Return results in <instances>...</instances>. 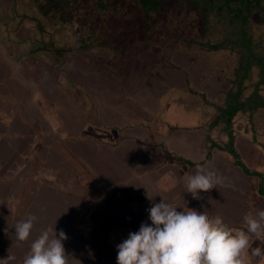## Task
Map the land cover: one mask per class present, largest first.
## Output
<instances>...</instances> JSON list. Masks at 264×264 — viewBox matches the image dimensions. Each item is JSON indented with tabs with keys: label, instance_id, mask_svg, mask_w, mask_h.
I'll return each instance as SVG.
<instances>
[{
	"label": "trees",
	"instance_id": "trees-1",
	"mask_svg": "<svg viewBox=\"0 0 264 264\" xmlns=\"http://www.w3.org/2000/svg\"><path fill=\"white\" fill-rule=\"evenodd\" d=\"M221 1L210 8L215 13L206 9L205 21L203 0H1L0 23L5 28L18 24V38L33 33L35 38L28 44H34L37 52L60 62L79 52L93 55L91 66L102 73L96 87L109 95L110 114H99L102 101L98 99L95 114L87 119L99 137L95 152L106 149L113 163L104 177L90 174L81 166H89V155L83 154L80 139L77 149L86 161L78 165L72 153L54 149L44 160L54 170L53 179L25 181L22 174L30 172L27 168L11 178L3 175L16 171H10L13 159H6L8 150L0 148V259L11 255L14 259L7 264H23L43 230L57 234L63 230L68 237L63 242L68 264H102L113 251L105 239L119 240L125 229L129 235L135 225L126 227L125 222H142L143 207L152 206L147 200L141 204L138 198L126 199L124 188L138 176H129L127 164L141 157L132 143L152 149L147 158L158 159L161 150L163 166L176 161L174 166L182 168L169 142L183 127L213 128L214 136L205 140L207 161L220 150L234 158L244 175L262 177L255 173L256 167L243 163L235 139L255 144V157H264V0ZM20 39L15 43L24 41ZM127 112L136 115L128 117ZM149 124L164 127L161 141L158 136L138 135L135 125L149 130ZM182 162L189 171L172 177L166 190L181 179L185 185L186 177L196 173L198 165ZM29 163L39 171L36 162ZM159 168L147 159L144 172L152 174ZM105 179L109 181L103 191ZM29 215L37 217L31 235L25 242L17 241L13 226Z\"/></svg>",
	"mask_w": 264,
	"mask_h": 264
},
{
	"label": "crops",
	"instance_id": "crops-1",
	"mask_svg": "<svg viewBox=\"0 0 264 264\" xmlns=\"http://www.w3.org/2000/svg\"><path fill=\"white\" fill-rule=\"evenodd\" d=\"M1 3L0 0V5ZM5 25L0 23V44L7 45L5 47H8L10 56L3 55V52L0 51V68H3L0 69V85L3 84L0 86V148L8 150L9 155L6 159H13L10 162V171L16 172L11 175H3L11 178L19 172V169L27 168L30 172L22 174L25 175V181L53 179L54 170L49 162L46 167L45 158L48 161L51 153H54V149L63 152L67 150L72 153V158L79 165L86 161L85 155L79 153L77 149L81 139L80 142L85 150L83 154L89 155V166L85 164L81 166L87 171L89 170L90 174L94 173L96 176L104 177L108 174L113 159L106 156L104 151L107 150H103L101 147L95 152L94 145L99 137L96 127L90 124L91 122L87 118L95 114L93 108L97 105L98 99L102 101L101 110H97L99 114L102 117L110 114V111L107 110L110 97L101 92L102 88L96 87V84L100 82L98 77L102 73H98L91 66L93 55L83 56L79 52L75 58L67 57V60L60 62L44 51L37 52L34 44H28L29 39L35 38L31 32L24 34L22 37L24 41L21 43L16 44L15 40L10 42L8 35L13 26L9 23L8 28H5ZM16 67L18 70L26 68L24 70L26 73L19 76L13 70ZM45 81L50 86L48 89L44 86ZM39 89L40 92H38ZM73 92H79V96L74 97ZM85 94H89V99H84ZM38 96L40 99L37 98ZM56 97L63 103L59 101L58 104L54 101ZM134 100L138 102V98ZM122 108L124 109L123 106ZM158 112L161 114L160 109ZM126 115L128 117L135 116L136 113L127 112ZM135 127L138 135L146 134L151 139L158 136V141L163 139V126L149 124V130L142 126L135 125ZM183 128L185 129L173 133L169 142L174 154H179L177 161L179 160L178 163L184 165L182 168L174 166L176 161L163 166L161 150H158V159L147 158L152 155V149L147 151L138 144L132 143L133 150L141 157H135L131 164H127L129 176H138L136 182H130L124 188L126 199L130 201L128 197H135L141 204L146 200L159 203L163 196L167 202L174 206L179 205L201 213L206 212L212 217L220 216L231 228L243 229L245 227L243 217L246 214H255L257 210H264V173H261L264 172V157H255L256 154L253 151L256 148L255 144L240 142L239 138L235 139V146L243 163L247 167L250 165L256 167L255 173L262 175V177L256 176L255 178L246 176L241 168L235 167L234 158L220 150L214 151L212 159L207 161L206 148L209 145L208 140L215 134L213 128H209L208 125L201 130L200 128L192 130ZM136 129L131 130L135 131ZM216 135L220 136V132ZM206 138L207 141H205ZM222 140L225 141V138H218V141ZM217 143L220 144V142ZM181 145L185 148H181ZM80 148L82 149L81 146ZM147 159L148 162L153 160L156 165L159 164V170L152 174L144 172ZM182 159L196 165L201 164V168L205 170L214 171L219 177V183L207 192L201 191L198 199L186 192L184 179L180 180L184 186L179 181L178 184L176 182L174 185L172 184L170 190H166L169 181L173 180L172 177L180 173L185 175L189 171V167L182 162ZM31 160L36 162L37 168H39L38 172H35V166L29 163ZM41 162L43 165H40ZM8 163H5L6 166ZM258 167L261 172L256 171ZM75 168L74 165L72 170ZM64 170L77 174V172H71L65 168ZM182 170H186V172H182ZM108 181L105 179L102 186L103 191L107 189ZM148 193L154 198V201L149 200ZM183 207H178L177 210L184 211ZM143 208L144 210L139 214L144 219L142 222H138V219L125 222L127 223L126 227H130L131 222L132 225H135L134 232L139 231L141 224L147 222L148 216L145 214L147 208ZM127 238L123 236L119 240L113 239L110 242L105 239L113 251L103 260L102 264H117L115 255L118 251L117 245ZM253 240L254 242L249 244V251L251 252L253 248L264 251V239H262L263 242L259 241L258 243L259 239L251 236L250 241ZM249 264H264V260L252 256L249 259Z\"/></svg>",
	"mask_w": 264,
	"mask_h": 264
},
{
	"label": "clouds",
	"instance_id": "clouds-1",
	"mask_svg": "<svg viewBox=\"0 0 264 264\" xmlns=\"http://www.w3.org/2000/svg\"><path fill=\"white\" fill-rule=\"evenodd\" d=\"M195 174L186 177V192L198 199L201 191L207 192L219 183L214 171L199 165ZM159 203H152L147 210L151 224L142 223L139 231L117 245V264H249L250 237L264 239V210L243 217L245 227L233 229L220 216H209L183 206H174L163 196ZM148 198L154 201L148 193ZM183 207L184 211H178ZM35 215L17 222V241L29 239ZM68 237L63 230L58 234L43 230L30 246L23 264H68L64 241ZM253 257L264 260V251L251 250ZM14 259H0V264Z\"/></svg>",
	"mask_w": 264,
	"mask_h": 264
},
{
	"label": "rangeland",
	"instance_id": "rangeland-1",
	"mask_svg": "<svg viewBox=\"0 0 264 264\" xmlns=\"http://www.w3.org/2000/svg\"><path fill=\"white\" fill-rule=\"evenodd\" d=\"M220 2H222L221 0H220ZM217 4V0L216 1H212V4H210L209 3V0H203V7H202V10H201V16H204V14H205V17H204V19H205V21L209 18V17H206V15H207V11H206V9H208L209 8V10L210 11H212V13H215L216 11L215 10H213V9H210L211 7H213V5H216ZM244 7V6H243ZM251 9H253L252 7H251ZM208 10V11H209ZM257 9H254V11H252V12H255ZM243 11L244 12H246V8H243ZM258 11V10H257ZM256 11V12H257ZM240 17H241V15H239ZM222 17H224V16H221L220 17V19L222 18ZM168 18V17H167ZM208 26H209V23L207 24ZM11 30V32H9L10 34L8 35V38H9V41L11 42L12 40H15L16 42H20L21 41V39L20 38H22V37H20V38H18V36L20 35V26L17 24L13 29H10ZM1 31H3L4 32V30H1ZM161 36V35H160ZM160 36H159V39H160ZM156 43H158V42H156ZM5 46H7V45H4V44H0V51L1 52H3L2 54L3 55H8V56H10L9 55V51H8V47H5ZM0 69H3V68H0ZM27 74H29V73H27ZM30 75V74H29ZM4 80V79H3ZM14 80V79H13ZM0 81H1V78H0ZM3 82V81H2ZM26 87V86H25ZM27 88V87H26ZM41 90L39 89V91L38 92H40ZM27 92H29V89L27 88ZM73 96L74 97H76V96H79V92H73ZM38 99H40V96H38L37 97ZM56 100H54V101H56L58 104H59V101L60 102H62L61 100H59V98H55ZM63 103V102H62ZM181 148H185V146H180ZM186 151V150H185ZM253 178H255L256 176L254 175V176H252ZM263 202H264V200H263ZM147 221L148 222H150V220H149V217H147ZM133 232H134V230H133ZM123 236H128V231L125 229L124 230V234H123ZM259 241L261 242L262 241V239H259L258 240V243H259ZM251 243H253L254 242V240L253 241H250ZM263 242V241H262ZM247 252H248V255H250V256H248V260L252 257V255H251V252L249 251V249L247 250ZM115 255L117 256V252L115 253Z\"/></svg>",
	"mask_w": 264,
	"mask_h": 264
},
{
	"label": "flooded vegetation",
	"instance_id": "flooded-vegetation-1",
	"mask_svg": "<svg viewBox=\"0 0 264 264\" xmlns=\"http://www.w3.org/2000/svg\"><path fill=\"white\" fill-rule=\"evenodd\" d=\"M18 67L14 68V72L17 73L19 76L23 75L24 73H26L24 70L26 69H21L19 68V70L17 69Z\"/></svg>",
	"mask_w": 264,
	"mask_h": 264
}]
</instances>
